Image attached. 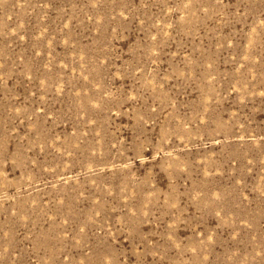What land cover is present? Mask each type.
Here are the masks:
<instances>
[{
	"label": "rangeland",
	"instance_id": "374dc122",
	"mask_svg": "<svg viewBox=\"0 0 264 264\" xmlns=\"http://www.w3.org/2000/svg\"><path fill=\"white\" fill-rule=\"evenodd\" d=\"M0 264H264V0H0Z\"/></svg>",
	"mask_w": 264,
	"mask_h": 264
}]
</instances>
